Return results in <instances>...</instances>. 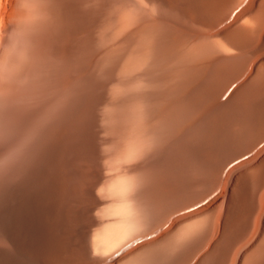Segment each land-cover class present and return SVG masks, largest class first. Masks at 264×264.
<instances>
[{"label": "rangeland", "instance_id": "1", "mask_svg": "<svg viewBox=\"0 0 264 264\" xmlns=\"http://www.w3.org/2000/svg\"><path fill=\"white\" fill-rule=\"evenodd\" d=\"M206 1L178 0L177 3L174 1L175 4L169 5L165 0H0V146L2 147V150H0V176L5 174L16 159L19 158L24 144L26 145V143L31 142L35 131L39 127L45 125V131L41 135L42 139H39L38 146H36L30 158L19 165V168L13 170V173L10 172L11 176L3 184L0 190V205L5 207V205L8 206L10 204L17 205L20 202L25 205L29 203L30 209L38 208L48 211L61 210L59 215L49 217L34 215H30V217L11 216L10 221L16 224L29 222L27 224H30V236L36 237L32 238V243L30 242V248L32 247V249H30L31 262L21 253L12 251L9 252L8 258L4 259V262H1L0 259V264H44L41 259V244L43 240L37 237L38 233L41 234L42 231H44L47 236L45 239V254L51 255V253L56 250L59 259L56 264H68L69 260L67 259L69 250L73 253L74 249L76 250L75 262L76 264H80V258L83 254L82 252H84L82 241L86 238L83 232L87 218L89 219V209L93 197L105 196V200L108 199L110 201L107 200L108 204L105 203L103 206L100 205L98 209L100 210V216L107 213L105 217L113 216L114 218L115 216L117 219L116 222L106 225L96 230L97 232L95 231L91 234L92 241L97 238L94 241L97 243L99 249H103L107 247L109 243L119 241L125 236H132L131 233L140 227L139 219L137 214H135L136 211L134 208L132 209L133 205L128 201L130 191L132 192L136 186V180L131 175L129 176V174L125 173L121 165L125 163L123 165L125 166L132 158L134 159V157H136V159L139 158L137 156L140 155L141 151H145L144 149L146 148L150 149L154 145V141L152 140L151 143L152 138L149 136L147 137V134L144 133L146 135L142 134L143 137H145L142 140L147 141H144L146 142V144H144L140 138L141 132L138 128H135V138H139H137L138 140L134 139L132 141L129 138H123L122 134H114L110 127H113L114 125L112 124H115L112 114L118 110L116 102L122 101L129 90V92L134 90L133 93H135L144 86L138 79V72L149 65L152 74H154L158 69L156 67H159L161 64L162 58L156 55V51L157 53L159 51L157 46H159L163 35V24L161 23L163 21H161V16L167 15V18L170 15L168 20L173 24L180 26L187 32L194 31L192 33H196V38L193 41L194 43L179 53L180 62L181 60L183 61L182 63L197 61L199 60L198 57H200V59H215L213 62L210 61L209 68L204 74L206 77L204 79L203 76L200 83H204L203 80L207 82L210 78L214 79L217 77V82L214 86L215 89L218 87L220 88L215 90L217 92L216 96L212 98L211 102L209 100L207 102L208 104L206 103L207 105L205 104V108H203L204 106L196 108L197 111H194V122L192 120V124L195 123L193 125L198 124L199 121L212 111L220 110L221 106L225 104L228 96L232 94L228 92V89L232 91V88L236 89L238 87L237 84L240 86L242 82L244 83L243 77H245L246 81L255 80L258 76H263L264 78V0ZM200 2L201 4H199ZM202 2H204L203 4L214 2V4L211 3L209 6L207 4L206 7ZM197 3L199 6L202 5L203 7H199ZM191 4H194V6ZM177 5H179L178 8L176 7ZM188 5L193 7H189ZM195 5L199 8L198 10H196ZM182 6L186 7L185 9H188V12L184 11ZM64 7L65 9H63ZM164 12H166V14ZM189 13L193 16H190ZM233 16L236 20L232 18L233 21L231 19V22H229L230 18ZM210 20L216 22V29H219L220 26L228 27L237 25L249 30L246 36L248 44L246 43L244 47L240 48L234 41L219 37L222 36L220 32L224 29L220 32L217 31L215 26L208 25L207 22ZM252 25L253 28H251ZM76 29L78 31L75 32ZM81 29L82 32L80 33ZM214 31H216V33ZM65 35L68 37V44L70 42L67 47L68 54L67 51L66 53H62L57 49V46L60 45L62 41V37ZM79 35H81V37H79ZM88 58L90 59V63H88ZM158 59L160 62H156ZM152 63L156 66H153L156 68L154 71L152 65H150ZM80 69H82V77L83 75L84 78L87 76L88 80L86 78L85 80L89 82L87 83V87L88 85L90 87L86 89L87 96H85L81 102L76 100L75 108H70L72 99L78 98L79 93L77 94V92L79 91H76L77 89L71 84L69 85V83H66L69 86L66 84L64 85L62 80L65 75L72 71L77 70L76 72L79 73ZM238 79H240L241 83H239ZM236 81H238V83L234 87L233 84H235ZM231 85H233V87ZM92 86H95L92 88L93 92L91 90ZM252 89L253 91L261 90H259L256 95L260 96V98L262 97L260 103L262 104L263 108H261L263 110H260L261 113H259L260 117L258 119L260 120L261 118L263 121L264 88L261 89L259 85H254ZM253 99L248 109H252L251 106L259 100V98H257L258 100L255 99L253 102ZM31 108H37V113L27 125L24 132L15 139L14 142L9 144L3 142L4 138L12 132L20 115ZM71 109L73 110L71 111ZM136 109H138V107ZM136 109L135 112H139V110ZM61 110L66 111L64 114L65 116L63 115L56 118L55 114ZM237 125L240 126L241 124L236 123V126L233 125V127L235 126L233 131H229L224 126H220L219 135L216 137V140H208L210 132L206 129H204L205 132L203 129H198V137L202 136L207 138L208 136L205 140L201 137V141L196 142V137L191 136V140L195 139V158L202 160L198 152H205L204 157H207V167L210 168L209 170H211V172L216 171L214 174L216 177H214L215 179L213 178L214 175L210 178L207 176L205 177L203 171L197 167L198 165L195 162L196 166L195 164L193 166V163L191 165L190 162L186 164V168L189 169L191 167L187 170L186 174H183V171L180 169L177 171L178 165L183 162L181 160V153L184 152L185 150L183 149L186 148H183V145L187 143L185 142L183 144L184 141H182V137L180 141L179 139L176 140L178 137L171 140L169 142L170 144L168 143L167 145V150L164 148V153L161 151L167 160L162 157L163 154L160 152L157 154L156 158L154 157V160L152 159L150 161L152 163H149L147 170L151 171L146 173H152L153 176L152 178H148L152 174H150V176L147 175L149 180L147 179L148 182L146 181V188L149 187L150 189V184L153 185L155 182L158 184L161 180L159 178V181L156 177L158 178L159 175L161 176L162 174L164 179L162 176L161 178L166 182L172 172H177L175 176L177 179H174L170 186L163 183V180L159 183L163 185V191L169 187L167 188L170 190L168 193H170V198L172 200L171 204L174 206V208H170L173 209V211L168 210L164 214L165 216L168 212L170 216H174V218L173 216L170 217V221L172 222L171 225H169L170 221L168 222L169 224L166 225L167 219L163 221V215L160 218L162 220L160 227L164 224L163 230L161 229V231L164 233L161 232L159 235H164L172 229L167 236H163L162 242L159 243L158 250L159 254L162 255L161 257L166 258L180 253V256H185L181 264H190V259H192L193 253H195V251L191 254L189 253L191 242L194 239V235L202 231L206 224V220L203 216L194 217L200 214V212L180 217V219H178V216L200 206L205 208L206 206H210L211 204L209 205L208 203L212 202V194L216 197L221 193L216 199H219L220 196L222 197L224 190L221 189L223 181L221 182L220 179H224L223 176L225 172L229 173L233 167L235 168L233 169L236 170V168L246 165L247 162H244L247 158L244 157L240 161L239 159L241 156L243 157L248 150L255 152L254 148L258 146L256 143L260 142L261 144L262 140H264L263 132L260 136H263V139L259 138L261 140L258 139V142H254L253 149L250 148L251 144L248 147L249 149L247 148L245 152L239 154V156L233 157L238 150L237 144L240 140L244 142V136L246 137V135L243 134L241 138L238 139L239 141L237 140L239 128L241 127L238 128ZM187 129L182 132L183 137L184 134L186 136L189 133ZM6 144H8V146H6ZM188 145L186 144L185 146L189 148ZM235 145H237V147ZM167 151L170 155L166 156L165 154H167ZM250 151H248V153L246 152L245 156H247ZM176 153L180 155L177 156L178 154ZM128 157L130 160H127L129 159ZM155 159H157L156 162ZM158 159H161V161L159 162ZM168 160H170V162ZM171 160L174 161L175 164L178 160L181 162L175 165ZM235 161H237V163L240 162V164L236 165ZM133 162H135V160H133ZM232 162H235V164L230 166ZM170 163H173V165ZM229 166L231 169H229ZM156 169L160 171L163 170L164 173H162L163 171L159 173L160 171ZM208 172L209 171H207V173ZM156 173H158V176ZM227 175L224 176L226 178L223 182L224 189L226 188L229 177ZM183 176L187 178L185 177L186 179H182ZM217 176H219V178ZM107 177H109V179L113 178L109 181L108 179L105 180ZM103 180H105V183ZM214 180H217L218 183ZM151 181L152 183H150ZM212 182L216 188H207V183ZM254 183L256 184V182ZM254 183H250L248 187L250 194H254L253 192H255L256 185ZM158 189L160 188L158 187ZM239 189L240 188H238V192L240 191ZM150 190L149 192L148 189L144 191L143 199L147 196V193L148 196H151L152 190ZM220 190L222 192H220ZM91 191H94V193H91ZM212 191L213 193H211ZM258 191V194L256 193L257 204L261 201L260 194L263 193L261 187ZM216 192H219V194H216ZM23 196L26 198H23ZM205 196L206 203L202 202L201 205V200H204ZM215 197L213 198V203L215 202ZM144 200L143 201L148 204V197ZM196 200H199L198 203L200 205ZM115 201H117V203ZM195 202L198 205H196ZM171 204L169 203V205ZM166 206H168V203L165 207L163 206L164 208L162 207V210H164ZM191 206L193 208L189 210L188 208ZM257 206L253 212L248 231L243 235V238L232 245L227 252L226 256H228V259L225 264H231L237 255L240 257L242 250L254 236L255 229H253V226L257 220V213L260 208H262L261 202ZM180 209L181 213H178ZM187 209L188 211H186ZM69 211H71V215ZM108 211L111 212V214H109ZM169 211H171L172 214ZM19 217L22 218L20 219ZM119 218L122 219V222H120L121 219ZM188 218L190 219L184 221V219ZM41 220L43 221L41 222ZM47 220H52L54 225L59 222L60 225L59 241L56 248L53 246V239L51 238L53 235L52 231L54 230L46 224ZM42 223L44 224L42 225ZM57 231L56 228L55 232L57 233ZM94 234H96L95 236L97 237L93 236ZM249 234L251 237H248ZM217 237L205 238L196 249V251L199 252L200 258L202 256H207L209 258L207 261L210 264H222L221 259L225 256V253H222V256L218 254L217 258L213 260L214 262L212 261L213 256L217 253L218 247L211 250V244L214 243V239L215 241L218 239ZM114 238L117 239L114 240ZM245 239H248V241ZM243 241H246V243ZM37 242L40 245L37 244ZM241 243L242 247L240 245ZM91 250L93 252V249ZM163 253L168 255L165 256ZM261 255L262 257L260 258ZM262 260H264V233L246 250L239 264H257ZM45 264H49V262Z\"/></svg>", "mask_w": 264, "mask_h": 264}, {"label": "bare ground", "instance_id": "2", "mask_svg": "<svg viewBox=\"0 0 264 264\" xmlns=\"http://www.w3.org/2000/svg\"><path fill=\"white\" fill-rule=\"evenodd\" d=\"M174 1H176V3L178 2V0H165V2L168 3L169 5L175 4ZM194 1H197V0H194ZM207 1H209V0H207ZM211 1H213V0H211ZM188 3H190V2H188ZM203 3L204 2H202V4ZM211 3L210 4L207 3L208 6L211 5ZM199 4H201V2ZM207 4H203V5H206V7H207ZM212 4H214V2ZM191 5L194 6V4H191ZM197 5H198V3H197ZM178 6L179 5H177L176 7L178 8ZM193 6H189V7H193ZM201 6H199V7H201ZM185 8L186 7H183V10L188 12V9H185ZM63 9H65V7ZM198 9L199 8L196 6V10H198ZM201 10H202V8H201ZM68 12H69V10H68ZM206 12H207V10H206ZM164 13L166 14V12H164ZM237 15H236V17H237ZM164 16L163 17L161 16V19H162L161 21H163V22H161L163 24V35H162V39L159 43V46H157L159 48L158 53L156 51V55L162 58L161 62L159 61V59L156 62L159 61L161 64L159 65V67L158 66L156 67L155 65H153L154 63L150 64V65H152V67L155 66L156 68H158L156 70V68L153 67V71L156 70L154 74H152V72H151L152 70L150 69L151 67L149 65L147 66L148 68L150 67L149 69L146 67V68L140 70L138 72L137 76H138V79L140 80V82H142L144 85L143 87L140 86V87H142V89L139 88L141 90H138V91L136 90L137 92H135V93H133L134 90H132L131 92H129L130 91L129 90L128 94L126 93L127 95L122 101L116 102V107H118V110L115 111L114 114L111 113L113 115L115 124H112L114 126L110 127V128H112V131L114 134H119V135L122 134L123 138H129L132 141L134 139L138 140L137 138H139V137L135 138V128H138V129H140V132H141V135H140L141 140L145 138V137H143L142 134L146 133L147 137L149 136L150 138H152L151 143H152V140L154 141V145L152 144L153 145L152 147L150 144V147H151L150 149L146 148L147 150L144 149L145 151H143V152L141 151L140 155L136 154V155H138L137 157H139V158H137L138 160L136 159V157H134V159H133L130 156L132 158V160H130V158L128 157L129 159H127V158L126 159L130 160V161L125 166H123L125 163H123V165H121V167H123L124 172L129 174V176L131 175L136 180V186L132 192L130 191V194L128 196V199H129L128 201L133 205L132 209L134 208L136 211L135 214H137V217L139 219L138 221H139L140 227L137 229L138 231L136 230L133 233H131L132 236L131 235L125 236L122 239H120L119 241L111 242V243H109L108 246L106 245L107 247H105L103 249H101V248L99 249L97 247L98 246L97 243L94 241L97 238H95L92 241V238H91L92 235L91 234L93 232H95L96 230L105 227L106 225H109V224H112L113 222H116L117 219L115 218V216H114V218H113V216L112 217H110V216L105 217L107 215V213L103 216H100V213H99L100 210H98L100 205L103 206V204H105V203L108 204L109 200L108 199L105 200V196L104 197L100 196V197H95V198L93 197V200H91L92 201L91 207L89 206L90 207L89 215H88L89 219L87 218V222L85 224L86 226H85V229L83 232L85 234L86 238L82 241L83 242L82 247L84 249V252H82L83 254L80 258V261H81L80 264H181L182 261L184 260L185 256L184 255L180 256L179 255L180 253L166 257V258L161 257L162 255L159 254V250H158L159 243L162 242L163 236L164 235L167 236L169 234V232L172 230L171 229L168 233H166L164 235H162V234L159 235L161 232L164 233L163 231H161V229L164 227V224L162 225V227H160V223H162V220L160 218L162 215L164 216L166 211H168V210L173 211V209H170V208H174V206L171 204L172 200L170 198V193H168V191H170V190H168L167 188H169V187H167L163 191L162 190L163 185L159 184L164 179L163 178L164 176H162V174H161V176L163 179L161 178L160 175L158 178L156 177V179L159 180V178H160V180H161V181L159 180L160 182H158V184H156L157 182H155V184H153V185L150 184V183H152V181L149 183L151 185L150 189L152 188L151 189L152 194H151V196L150 195L148 196V193H147V196L144 195V196L148 197V202H147L148 204H146V202H144V201H147V200H144V199H146V197H144V199H143L144 191L146 189H148V192H149V190H150L149 187H147V188L145 187L146 181L148 182V180H149L148 178H152V176H153L152 173H150V174H152L151 176L149 173L148 174L146 173V172L151 171V170H149V171L147 170L149 163H152L150 161L152 159L154 160V157L156 158L157 154H159L161 151L163 152L164 148H165V150H167L168 143L171 140L176 139L178 137L176 140L179 139V141H180L181 139H183L182 140V141H184L183 144L185 142H187L186 144L188 145V143H189V145H188L189 148H187V146H185L186 144L183 145L184 146L183 148L186 147L185 149H183L185 151L181 153V160L183 162L178 160V162L175 164L174 161L171 160V162H173L175 165L179 164L180 162L182 163V164L180 163L178 165L179 167H178L177 171H179V169H180L183 171L182 172L183 174H186L187 170H189L191 168V167L189 169L186 168V164L190 162L191 165L193 163V166H194V164L196 163L198 165L197 167L199 169H201V171H203L205 177L207 176L210 178L212 175L215 174L216 171L211 172V170H209L210 168L207 167V160H206L207 157H204L205 152L204 153L198 152L199 156L202 157V160H198L197 158H195V149H194L195 139L192 138L193 140H191V136H195L196 142H200L201 141L200 138L202 136L198 137V133H199L198 129H203V131H204V129L208 130L210 132V134H209L210 137L208 138V136H207V138L209 141H211L213 139L216 140V137L219 135L218 132H219L220 126H224L229 131H233V128H235V126H236V123L237 124L240 123L241 127L239 125H237L238 128L240 127L237 140L239 138H241V136L243 134L246 135L247 138L244 136V139H245L244 142L242 140H240V142L237 144L238 147H237V145H235L238 148V150L233 155V157H235L237 155L239 156V154L245 152V150L251 144L252 145L250 148L254 147L253 146L254 142H256V141L258 142L259 140L263 139L262 138L263 136L262 137H260V136L264 132V120L262 121L261 118H260V120L258 119L260 117L259 113H261L260 110L261 111L263 110L262 104L260 103V100L262 97L260 98V96L256 95L260 89L258 91H253V89H252V86H254V85H259V86L261 85V82L264 81L263 76H258L255 80H249V81H246L245 77L242 76L244 78V80H243L244 83L242 82L243 84L241 83L240 79H238L239 83H241L240 86H239V84H237L238 81H236V83L233 85L235 87L237 84L238 87L236 89H234V88H232L233 85H231L232 91L230 89H228V92H231L232 94L230 96H228L229 94L226 95V96H228V98H227L225 104L222 105L223 108L221 106L220 110L212 111L211 113L206 115L201 121H199L198 124H196V125H193L195 123L192 124V120L194 122V118H195L194 117L195 116L194 111L196 110V108H199L202 106H204L203 108H205V104L209 100L211 102L212 98L216 96L217 92L215 90H218L220 88V87H218L217 89H215V86H214L217 82V77H215L214 79L210 78V80L207 82H205L203 80L204 83H200L202 77L204 76V74L207 72V70L209 68L210 61L213 62L215 59L214 60L212 58H209L212 60L200 59V57H198L199 60H197V61H190L188 63L187 62L182 63L183 61L181 60V62H180L179 53H181L183 50L188 48V46H191V44L194 43L193 41L196 38V33L195 34L192 33L194 31L187 32L185 29L181 28L180 26L173 24L171 21L168 20L170 15L167 18H166L167 15H164ZM190 16H193V15L190 14ZM232 18H235V17L234 16L231 17L229 22H231ZM235 20H236V18H235ZM232 21H233V19H232ZM207 23H208V25H212L214 27L216 22L210 20ZM216 26H215V29H216ZM73 27H75V26H73ZM69 28H71V27H69ZM251 28H253V25ZM82 29H84V28H82ZM82 29H81L80 33L82 32ZM216 30L219 32L221 30H223L222 32H220V35H222V36H219V37H224L227 40L234 41L236 43V45H238L240 48L244 47L247 43L246 36L248 35L249 30H246L240 26H237V25L228 26V27H225V26L221 27L220 26V28L216 29ZM76 31H78V30L76 29L75 32ZM214 32L216 33V31H214ZM69 34H70V32H69ZM81 35H79V37H81ZM67 38H68L67 35L62 37V39H61L62 41L60 43V45L62 47H63V45L66 46L65 47L66 51H67L68 45L70 44V42L68 44ZM75 44H76V42H75ZM70 47H71V45H70ZM193 48H194V46H193ZM66 51H64L63 53H66ZM68 53L69 52L67 51V54ZM185 53H186V51H185ZM233 59H234V57H233ZM231 61H233V60H231ZM88 63H90V59H89ZM82 68H83V66H82ZM76 71H72L71 73L65 75L63 80H62V83L64 85L66 83H69V85L71 84L72 86H74L77 89L76 91H79V92H77V94L79 93L78 98H73V99L71 98L72 101L70 100L71 101L70 108H75L76 100L78 102H81L84 99V97L87 96L86 95V93H87L86 89L88 87H90L89 85L87 87V83H89V82H86V80H85V78L87 79V76L84 78V75H83V77H82V69H80L79 73ZM212 73H213V71H212ZM205 77L206 76H204V79H205ZM134 79H136V78H134ZM90 84H92V83H90ZM69 85H67V86H69ZM140 85H141V83H140ZM94 87L92 86L91 90ZM92 92H93V90H92ZM260 93H262V92H260ZM260 93H259V95H260ZM74 94H75V92H74ZM74 96H76V95H74ZM255 97L259 98V100ZM253 98L257 99L258 102L255 103L253 106H251L252 109H248V107H250V105H251L250 103H251V100ZM255 99H253V102ZM86 101H88V100H86ZM95 102H96V100H95ZM36 107H38V106H36ZM137 107H138V109H136ZM66 109H68V108H66ZM135 109L139 110V112L136 113ZM65 110L58 111L55 114V117L57 118V117L63 116L66 112ZM72 110L73 109H71V111ZM36 113H37V108H31L30 110H27L23 114H21L20 117L18 118V120L16 121V124L14 123L15 125L12 129V132H10V135H8L6 138H4L3 142H7L8 144L11 142H14L15 139H17L24 132L27 125L36 116ZM263 115H264V113L262 112V116ZM196 120H195V122H196ZM233 125H235V126L233 127ZM186 129L189 133L186 136L184 134V137H183L182 132H184V130H186ZM40 130H43V133H44L45 125L39 127L35 131L31 142L26 143V145L24 144L19 158L16 159L14 164L12 163L13 165L7 170V172L5 174L0 176V190L3 186V184L6 182V180L11 176L10 172L19 168L18 167L19 165L23 164L28 158H30V155L34 152V149L36 148V146H38V141L41 138L42 134H40ZM138 132H139V130H138ZM146 134H144V135H146ZM202 138H203V140L207 139L205 137H202ZM259 138H261V139H259ZM235 139H236V137H235ZM242 139H243V137H242ZM215 140H214V142L216 143ZM144 141H146V140H144ZM144 141L142 140V142L144 144H146L147 141L146 142H144ZM149 141H150V139H149ZM262 143H263V146H262ZM8 144H6V146H8ZM172 144H174V143H172ZM256 144H258V146L261 145L262 147L259 146V149H258V146H256L254 148L255 152H252V150L251 151L248 150L250 152L247 156H245V155H246V152L248 153V151L245 152L243 157L240 155L241 156V158L239 159L240 161L244 157L247 158L244 162V163L247 162L246 165L243 166L242 162H241L242 166L241 167L237 166L238 168H236V170H234L235 168L233 167L234 169L233 168L231 169L230 166H232V164H235V162H236V165L240 164V162L237 163V161H238L237 160L234 163L232 162L230 164V166H229V169H231V172H229L230 174L225 172V175H224V176H226L227 174H229V175H227L229 177H228L225 189L223 186L224 185L223 182L225 181L224 179H226V178L223 176L224 179H220L221 182L223 181L222 182L223 185H221V189L224 190V194L222 197L220 196L219 199H216V197H219V195H221V193L219 194V192H216V194H219V195H217L215 197V195L212 194L215 197V202L213 203L214 197L212 196V198H211L212 202L208 203L209 205L211 204L210 206H206V208L200 206V207L195 208L189 212H185L181 215L178 214L179 215L178 219H180V217H185V216H189L190 214L200 212V214H198L197 216H194V217L203 216L206 220V224H205L204 228L202 229V231L195 234L193 237L194 239L191 242V245H190L191 247L189 249V253L191 254L194 251H195V253H193L192 259H190L191 260L190 264H210L207 261L209 258L207 256H202L200 258L199 252H197L196 249L205 238L209 239L210 237L212 238L213 236L217 237V235H218V237H217L218 239L216 241L214 239V243L211 244L212 245L211 250L215 247H218L217 253L213 256L212 261L217 258L218 254L222 256V253H225V256H223V258L221 259L222 264H225L227 259H228V256H226L227 252L230 250L232 245H234L237 241H239L241 238H243V235L248 231L250 224H251V218H252L253 212L255 211L256 206L260 202L262 204V208H260V210L258 211L257 218L255 217L257 220L255 219L256 223L253 226V229H255V234L249 240V242L244 247V249L242 250L240 257L237 255L235 257V259H233L231 264H239L240 259L242 258V255L246 252V250L248 248H250L261 235H263V233H264V140H262L261 144H260V142L256 143ZM256 144H254V145H256ZM180 147H179V149L181 150ZM180 150H179V152H180ZM168 151L166 152L167 154H165L166 156L170 155V153L168 154ZM170 151H171V149H170ZM176 154H178V153H176ZM179 155L180 154H178L177 156H179ZM162 157H164V154ZM164 158H163V160H164ZM177 158H179V157H177ZM133 160H135V162H133ZM156 160L157 159H155V162H156ZM163 160H162V162H163ZM160 161H161V159L159 160V162ZM168 161L170 162V160H168ZM168 161H167V163L169 164ZM173 163H170V164L173 165ZM196 164H195V166H196ZM169 167H171V166H169ZM232 170H234V171H232ZM157 171H160V170H157ZM162 171L163 170H161L159 173H161ZM207 171H209V172L207 173ZM153 173H155V172H153ZM162 173H164V171ZM176 173L177 172H175V173L172 172L169 175L167 181L165 182V180H163L162 182L166 183L167 185L170 186L172 184V182L174 181V179H177V177L175 178V176L177 175ZM122 174H123V172H122ZM157 174L158 173H156V175ZM147 175H149L150 177L147 178ZM163 175H165V174H163ZM185 177L186 176H183L182 179L187 178V177L186 178ZM214 177H215V175L213 176V178ZM217 177L219 178V176H217ZM107 179L109 181L111 180V179H109V177H107L105 180H107ZM205 179H207V178H205ZM105 180H103V182ZM203 180H204V177H203ZM217 180H214V181L218 183ZM252 182L253 183L256 182V184L254 183L256 185L255 192H253L254 194H252V193L250 194L248 191L249 190L248 187L250 186V183H252ZM101 183H102V180H101ZM213 184H214L213 182L207 183V188H209V189H210V187L214 188L215 186ZM157 185L160 189H158ZM173 187H174V185H173ZM260 187L262 188L263 193L261 192L262 193V194H260L261 195V197H260L261 201H259V203L257 204L256 203V198H257L256 193H257L258 189H260ZM238 188H240L239 192H238ZM92 192L94 193V191H91V193ZM220 192H222V191L220 190ZM211 193H213V191ZM214 193H215V191H214ZM258 193H259V191H258ZM209 194H210V192H209ZM206 195H208V194H206ZM97 196H99V195H97ZM24 197L25 196H23V198ZM205 199H206V196H205L204 200H201V205H202V202L206 203ZM117 200H119V199H117ZM191 200H193V199H191ZM199 200H200V198H199ZM198 201H197V203H198ZM115 202L117 203V201H115ZM164 203H165V205L168 203V206H166V208L164 210H162V207L163 206L165 207ZM169 203L171 205H169ZM197 203L195 202L196 205L199 204V203L198 204ZM204 205H206V204H204ZM186 206H188V205H186ZM186 206H185V208H186ZM191 208H193V207L191 206L188 209L190 210ZM188 209L186 211H188ZM171 211H169V212L172 214ZM60 212H61L60 209H58L57 211H51V210L48 211L46 209H38V208L37 209H35V208L30 209L29 203H28V205H25V204L19 202V204H17V205L16 204L15 205L10 204L8 206L5 205V207L0 205V259H1V262H4V259L8 258L9 252H12V251H17L18 253H21L24 257H26V259H28L30 261V259H31L30 258L31 257L30 256V249H32V247L30 248V242L32 241V238H36V237L30 236V233H31L30 232V224H27L29 222L24 223V224H21V223L16 224V223L10 221L11 216H14V217H16V216L30 217V215H34V216H41V217H44V216L49 217V216L59 215ZM69 212L71 215V211H69ZM69 212H68V214H69ZM179 212L181 213V209L178 210V213ZM108 213L111 214V212H109V211H108ZM168 215H169V213L167 212V215H165L166 217L165 216L163 217L164 218L163 221H166L165 219H167V223L165 222L166 225H168L169 223H170L169 225H171L172 222L170 221L171 220L170 217H172L173 215H171V216L169 215V217H168ZM19 218L21 219L22 217H19ZM34 218H36V217H34ZM173 218H174V216H173ZM173 218H172V221H173ZM7 219H9V220H7ZM119 219H121V218H119ZM189 219L190 218L184 219V221L189 220ZM42 221L43 220H41V222ZM120 222H122V219ZM43 224L44 223H42V225ZM46 224L49 225L52 230H54V231H52L53 235L51 236V238L53 239V246H55V248H56L58 246V241H59V227H60L59 222L56 225H54L52 223V220H49V221L47 220ZM37 226H38V224H37ZM166 227H168V226H166ZM56 228L58 230L57 233L55 232ZM164 230H165V228H164ZM54 233H55V235H54ZM117 233H118V231H117ZM39 234L40 233H38L37 237L39 239L43 240L42 244H41V249H42L41 259H42V261L44 262V264L46 262H49V264H56L59 260L58 256H57V251L55 250L53 253H51V255L45 254V249H46L45 239L47 238V236L45 235L44 231L41 232L40 236H39ZM95 235L96 234H94L93 236H95ZM34 236H36V235H34ZM68 237H69V235H68ZM95 237H97V236H95ZM248 237H251V235L249 234ZM116 239L117 238H114V240H116ZM246 241H248V239ZM246 241L245 242L243 241V242L246 243ZM74 243H75V241H74ZM242 243L240 244L241 247H242ZM37 244H39V243L37 242ZM164 246H163V248H164ZM41 249H39V250H41ZM91 249H93V252ZM237 249H238V246H237ZM161 250H160V252H161ZM75 252H76L75 249H74L73 253H71V251L69 250L68 259H67V260H69L68 264H73V263L76 264V262H75L76 261V253ZM167 253H168V251H167ZM164 254L165 253H163V255ZM167 255L168 254H165V256H167ZM187 255H188V252H187ZM261 257H262V255L260 256V258ZM254 258H255V255H254ZM258 260H260V259H258ZM229 261H230V259H229ZM71 262H73V263H71ZM187 262H188V260H187ZM246 264H250V263H246ZM257 264H264V260L258 262Z\"/></svg>", "mask_w": 264, "mask_h": 264}, {"label": "crops", "instance_id": "3", "mask_svg": "<svg viewBox=\"0 0 264 264\" xmlns=\"http://www.w3.org/2000/svg\"><path fill=\"white\" fill-rule=\"evenodd\" d=\"M65 47H66L65 45H63V47L61 45H58L57 46V49H58L59 52H62L63 53L64 51H66V48Z\"/></svg>", "mask_w": 264, "mask_h": 264}, {"label": "snow or ice", "instance_id": "4", "mask_svg": "<svg viewBox=\"0 0 264 264\" xmlns=\"http://www.w3.org/2000/svg\"><path fill=\"white\" fill-rule=\"evenodd\" d=\"M260 87L264 88V81L261 82ZM40 134H43V130H40ZM0 150H2V147H0Z\"/></svg>", "mask_w": 264, "mask_h": 264}]
</instances>
